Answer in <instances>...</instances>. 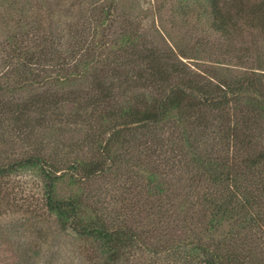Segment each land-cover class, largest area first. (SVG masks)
Returning <instances> with one entry per match:
<instances>
[{
  "label": "trees",
  "instance_id": "16d2710c",
  "mask_svg": "<svg viewBox=\"0 0 264 264\" xmlns=\"http://www.w3.org/2000/svg\"><path fill=\"white\" fill-rule=\"evenodd\" d=\"M176 3L224 41L204 71L174 64L187 53L148 40L119 0L70 4L47 30L19 12L0 43V127L23 146L0 178L33 172L45 218L90 241L93 264H264V0ZM243 31L254 66L232 44ZM73 124L89 128L72 156L24 147L37 127Z\"/></svg>",
  "mask_w": 264,
  "mask_h": 264
},
{
  "label": "rangeland",
  "instance_id": "374dc122",
  "mask_svg": "<svg viewBox=\"0 0 264 264\" xmlns=\"http://www.w3.org/2000/svg\"><path fill=\"white\" fill-rule=\"evenodd\" d=\"M13 1H18L16 7L21 6L19 12L24 19L29 23L31 21L33 25L40 19L42 21L40 26L47 30L49 21L52 25L63 22L65 12L69 14L70 11L67 10L72 9L74 4L73 11H76L78 4L85 6L93 0ZM109 1L103 0L104 3ZM119 1L120 8L126 15L133 16L137 22L140 21V27L148 40L162 50L171 49L175 53H180L179 51L187 53L189 58L173 56L172 62L178 66L186 64L192 71H204L210 64L206 61L209 58L205 49H209L213 43L217 45L224 42L207 35L204 25L197 23L193 17L175 12L177 0ZM3 6L0 2V43L15 31V22L19 15V12L16 14L15 7L7 9ZM48 9L52 13L50 16L46 13ZM232 41L235 50L248 47L246 51L251 62L248 60L247 64L254 66L252 59L256 58L259 48L258 45L251 47L252 41H258L257 38L243 31ZM233 53L236 54V51L233 50ZM193 55L199 59L193 58ZM262 57L264 58V54ZM236 58L233 57L229 61L230 64H226L229 70L226 71L227 68L221 65L220 71H230L233 74L238 72L240 63ZM88 128L77 127L74 124L67 127H37L35 129L38 132L28 139L24 147L41 141L44 147L53 144L56 146L54 149L57 151V157L63 159L72 156V153L71 155L69 152L66 153L71 149L69 146L74 144L75 147L77 139H80ZM21 146L22 142L16 138L13 127H0V162L9 161ZM76 148L78 150L73 151H79V147ZM80 150L84 152L86 146ZM40 184L41 181L30 171L0 178V264H93V261H97V251L90 241L61 230L54 221L45 218L40 204ZM100 184L101 182H91V187L96 190ZM140 260L135 256V261L130 264H142L139 263Z\"/></svg>",
  "mask_w": 264,
  "mask_h": 264
}]
</instances>
